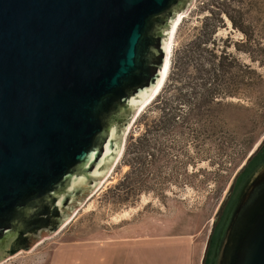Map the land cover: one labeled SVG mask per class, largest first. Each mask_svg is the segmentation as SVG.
I'll list each match as a JSON object with an SVG mask.
<instances>
[{
    "label": "water",
    "instance_id": "95a60500",
    "mask_svg": "<svg viewBox=\"0 0 264 264\" xmlns=\"http://www.w3.org/2000/svg\"><path fill=\"white\" fill-rule=\"evenodd\" d=\"M191 2L0 0V258L29 251L95 194ZM250 159L206 264H264V138L240 171Z\"/></svg>",
    "mask_w": 264,
    "mask_h": 264
},
{
    "label": "rangeland",
    "instance_id": "374dc122",
    "mask_svg": "<svg viewBox=\"0 0 264 264\" xmlns=\"http://www.w3.org/2000/svg\"><path fill=\"white\" fill-rule=\"evenodd\" d=\"M173 38L166 82L95 194L0 264H202L222 201L264 138V0H192Z\"/></svg>",
    "mask_w": 264,
    "mask_h": 264
},
{
    "label": "bare ground",
    "instance_id": "6f19581e",
    "mask_svg": "<svg viewBox=\"0 0 264 264\" xmlns=\"http://www.w3.org/2000/svg\"><path fill=\"white\" fill-rule=\"evenodd\" d=\"M183 17V15H180L177 19H176V23H175V29H171L170 34H169V38H168V43H167V54H166V65L165 68L163 70L162 73V77H161V82L158 84L157 88L153 91V93L151 94L150 97H148L147 99H145L139 106L138 109L136 110V113L132 119V121H134L138 115L140 114V112L143 110L144 107H146L147 105H149L151 102L154 101V99H156V97L159 95V93L161 92L164 83L166 82V78L169 72V68L170 67V57H171V50H172V41L174 40L173 36L174 33L177 29L178 26V22L180 21V19ZM131 121V122H132ZM123 153V152H122ZM121 156V155H120ZM102 184V182L100 183V185ZM99 185V186H100Z\"/></svg>",
    "mask_w": 264,
    "mask_h": 264
},
{
    "label": "flooded vegetation",
    "instance_id": "af4514ba",
    "mask_svg": "<svg viewBox=\"0 0 264 264\" xmlns=\"http://www.w3.org/2000/svg\"><path fill=\"white\" fill-rule=\"evenodd\" d=\"M263 146H261V148L256 152L255 155H259L261 149H262ZM251 162V161H250ZM250 162L247 163V165L245 166V168L243 170H241L237 175L236 177H234L233 179V182L231 183L228 191H227V194H226V197L225 199L222 201V204L221 206L223 205H227L231 195L233 194L234 192V187H235V178H241L245 169L249 166ZM221 206L217 212V215L215 217V220L213 221L212 223V227H211V230H210V234H209V237H208V240H207V244H206V247H205V250H204V255H203V258H202V264H206V259H207V253H208V249H209V245H210V241H211V238L214 236V233H215V228H216V223H217V220L220 216V211H221Z\"/></svg>",
    "mask_w": 264,
    "mask_h": 264
},
{
    "label": "trees",
    "instance_id": "16d2710c",
    "mask_svg": "<svg viewBox=\"0 0 264 264\" xmlns=\"http://www.w3.org/2000/svg\"><path fill=\"white\" fill-rule=\"evenodd\" d=\"M172 69H173V67H172ZM202 85H203V88H202V92L200 94V98L206 99L207 101H208V99H211V100L214 99L213 92H212L213 89L209 86V79L206 78L203 81ZM202 108H203V106L199 105V104H198V106L196 105L194 107L193 110H195L197 112L196 116H198V114H199L198 112L199 111H202ZM152 149H153V152L152 151L150 152L151 153V158H150L151 160L148 163V167H151V166H155L156 167L157 160H158V158H160V151H157L155 148H152ZM149 154H148V156H149ZM156 155H157L158 158L156 157ZM251 159L249 160V162L251 161Z\"/></svg>",
    "mask_w": 264,
    "mask_h": 264
},
{
    "label": "crops",
    "instance_id": "0c3cea01",
    "mask_svg": "<svg viewBox=\"0 0 264 264\" xmlns=\"http://www.w3.org/2000/svg\"><path fill=\"white\" fill-rule=\"evenodd\" d=\"M184 264H185V262H184Z\"/></svg>",
    "mask_w": 264,
    "mask_h": 264
}]
</instances>
